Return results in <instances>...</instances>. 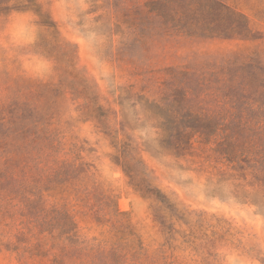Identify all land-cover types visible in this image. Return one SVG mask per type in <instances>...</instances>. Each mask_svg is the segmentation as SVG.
<instances>
[{"label":"rangeland","instance_id":"374dc122","mask_svg":"<svg viewBox=\"0 0 264 264\" xmlns=\"http://www.w3.org/2000/svg\"><path fill=\"white\" fill-rule=\"evenodd\" d=\"M34 1L54 28L26 0H0V264H36L14 247L21 224L39 219L53 231L63 211L83 240L108 244L114 211L125 214L143 264H264L258 208L228 196L198 157L166 154L157 130L137 121L140 108L118 104L121 88L141 87L138 73L161 81L170 68L210 73L234 58L264 67V0H219L246 17L251 41L154 36L140 44L124 15L146 0ZM101 113L110 128L129 127L135 186L113 160ZM48 135L59 142L58 161L82 165L78 180L66 183L44 161Z\"/></svg>","mask_w":264,"mask_h":264},{"label":"trees","instance_id":"16d2710c","mask_svg":"<svg viewBox=\"0 0 264 264\" xmlns=\"http://www.w3.org/2000/svg\"><path fill=\"white\" fill-rule=\"evenodd\" d=\"M26 1L25 9L34 10L45 26L54 28L48 13L42 12L34 0ZM6 10L0 7V13ZM124 17L133 44L144 43L154 36L253 40L246 17L219 0H146ZM165 74L161 81L148 77L147 73L136 74L141 77V87L121 88L119 106L139 107L137 121L157 130L156 141L161 150L186 161L198 157L210 169L216 184H227L231 189L228 196L256 206L264 215L262 63L257 58L245 61L234 58L210 73L170 68ZM101 109L98 106L95 111L99 113ZM236 111L239 115L234 114ZM99 116L100 126L107 130L113 143L114 162L123 168L129 184L135 186L131 164L136 162L135 147L127 134V123L119 122V129L114 130L108 126L106 115ZM43 149L47 150L44 161L57 165L66 183L79 179L82 165H76V160L58 161L59 142L52 136L44 138ZM149 191L160 194L158 190ZM219 196L225 198L221 192ZM112 217L114 241L110 244L83 240L74 218L63 211L53 231H47L39 219L29 220L28 227L22 223L14 247L21 248L27 259L37 260L36 264H143L140 252L126 238L133 232L124 220L125 214L114 211Z\"/></svg>","mask_w":264,"mask_h":264},{"label":"bare ground","instance_id":"6f19581e","mask_svg":"<svg viewBox=\"0 0 264 264\" xmlns=\"http://www.w3.org/2000/svg\"><path fill=\"white\" fill-rule=\"evenodd\" d=\"M124 203V202H123Z\"/></svg>","mask_w":264,"mask_h":264}]
</instances>
